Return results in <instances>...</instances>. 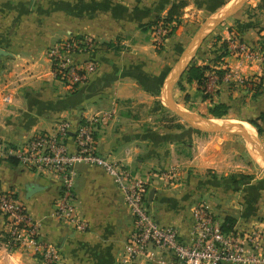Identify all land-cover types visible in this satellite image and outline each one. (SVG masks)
Instances as JSON below:
<instances>
[{"label": "crops", "instance_id": "obj_1", "mask_svg": "<svg viewBox=\"0 0 264 264\" xmlns=\"http://www.w3.org/2000/svg\"><path fill=\"white\" fill-rule=\"evenodd\" d=\"M203 1L207 6L214 3V9L200 25L195 16L202 14L197 4ZM237 1L220 8L222 0H0V49L5 53H0V142L15 149L36 133L51 131L62 119L79 127L86 114L115 108L116 119L98 135L100 154L122 162L135 176L174 168L180 173L177 184L167 185L160 178L149 184L148 206L160 224L175 227L189 242L192 208L205 203L229 232L255 228L264 219V177L238 155L237 139L197 130L178 113L195 120L220 119L211 111L223 104L231 118L226 121L250 126L254 131H240L258 135L264 148V121H259L261 133L249 123L264 115V60L243 63L229 52L217 67L235 73L232 83L237 88L223 83L215 88L213 100H205L197 83L185 76L194 64L215 65L223 44L229 47L235 38L264 51V0H247L221 23L208 25L233 10ZM180 2L186 3L178 18L181 24L157 48L149 25ZM219 11L224 13L214 17ZM78 36L96 39L100 71L87 86L70 91L54 79L47 50ZM250 82H262L263 92L255 95ZM170 114L187 125L163 122ZM244 146L253 166L259 165L255 143L246 140ZM250 174L255 178L241 180ZM1 188L17 195L39 225L43 241L61 251V264H123L135 221L124 193L102 168L77 167L76 209L87 224L84 232L55 216L62 190L58 180L9 157L1 162ZM8 230L6 217L0 215V264H40L33 247L10 251L3 245ZM172 262L153 250L134 264Z\"/></svg>", "mask_w": 264, "mask_h": 264}, {"label": "built area", "instance_id": "obj_2", "mask_svg": "<svg viewBox=\"0 0 264 264\" xmlns=\"http://www.w3.org/2000/svg\"><path fill=\"white\" fill-rule=\"evenodd\" d=\"M171 32V25L164 22L153 28L155 46L161 48ZM99 48L96 39L90 36L72 37L49 47L47 57L54 79L70 91L87 86L100 71L95 58ZM228 52H234L243 63L264 60V51L248 47L236 38L230 42ZM224 70L223 78L217 73L208 74L204 94L214 93L220 81L231 83L235 80L230 68ZM116 116L115 108L86 114L79 127L69 119H62L51 131L36 133L15 149H8L0 142V215L6 217L9 225L7 234L3 235V245L10 251L33 247L40 264H61L62 261L61 251L43 241L39 225L17 195L1 188V162L13 157L22 166L61 183L55 216L81 232L86 231L87 224L79 219L76 209L77 167L85 164L105 170L124 193L135 221L125 246L123 264H134L143 257H150L153 250L173 259L171 264H264V219L253 229L229 232L205 203H198L192 208L189 242L181 239L175 227L160 224L148 206L149 184L158 178L167 185L177 184L180 173L174 168L150 173L146 178L135 176L122 162L101 155L98 135Z\"/></svg>", "mask_w": 264, "mask_h": 264}, {"label": "trees", "instance_id": "obj_3", "mask_svg": "<svg viewBox=\"0 0 264 264\" xmlns=\"http://www.w3.org/2000/svg\"><path fill=\"white\" fill-rule=\"evenodd\" d=\"M186 3L184 2H180L178 4L173 5V7L171 8V10L169 11L165 23L167 25H170L173 21H179L178 18L181 15V10L183 8H185ZM160 18L149 25V27H153L156 26L158 23H160ZM228 42H225L223 44V53L221 55H219L218 57H216L215 59V65L211 66V65H207V66H198L196 64L192 65L189 70L186 72L187 74H185V76H187V81L188 82H196L199 89L204 92V84L206 82L207 76L209 73H217L221 76V78H223V74L226 72V70L224 69H220L218 68V64H220L221 62H223V58L226 57L229 52H228ZM220 85H222L223 83L220 81L219 83ZM249 85H253L252 87H250V89L252 91H254L255 95H258L260 93H262V87L263 84L262 82H250ZM237 88V84L236 83H232L231 82V89H235ZM216 93V92H214ZM214 93H208V94H204V98L205 100H213L214 97ZM211 115L215 118H224L225 116H228V107H226L223 104H217L214 106V109L211 111ZM259 121H264V115L261 116L259 119L257 120H251L249 121L250 124H252L254 127H256L259 131V133L262 132V127L261 124L259 123ZM226 230V228H224ZM229 231V230H226Z\"/></svg>", "mask_w": 264, "mask_h": 264}, {"label": "rangeland", "instance_id": "obj_4", "mask_svg": "<svg viewBox=\"0 0 264 264\" xmlns=\"http://www.w3.org/2000/svg\"><path fill=\"white\" fill-rule=\"evenodd\" d=\"M239 1L240 0H238L237 1V3H239ZM226 2H229V0H222V5L220 6V8H223L224 6H226V5H223V4H225ZM213 4L214 3H212V6H210V5H206V2H199L198 4H197V7L199 8V10L198 11H202L201 13L202 14H200V15H196L195 17L196 18H199L200 19V22H199V24L200 25H202L203 23H205L208 19H210L211 17H209L210 15V13L211 12H213L212 10L214 9L213 8ZM233 4H235V2H233L232 3V5ZM213 8V9H212ZM195 11V10H194ZM225 11V10H224ZM224 11H219L218 13H217V15H215L214 17H216V16H220L221 14H223L224 13ZM226 11H227V8H226ZM213 14V13H212ZM166 17H167V15H166ZM165 17H163V18H160V22H164L165 23V20H166V18L164 19ZM174 23H176V26H175V24ZM159 24V23H158ZM157 24V25H158ZM179 24H181V23H179V21H177V22H175V21H173L170 25H171V27H172V32H171V34H170V36L169 37H171L172 36V34H174V29H175V27H177V26H179ZM156 25V26H157ZM156 26H153V27H149L148 28V31H151V36H152V38H153V42H154V37H153V34H152V32H153V28H155ZM176 30V29H175ZM162 48V47H161ZM172 114H170L168 117H166V116H164V120H163V122H165V123H170V124H174V125H176V126H182V123L183 124H185V125H187L185 122H182L181 120H179L180 118L178 117V116H171ZM182 118V117H181ZM183 119V118H182ZM231 118L230 117H227V116H225L224 118H220V119H214L212 122H220V123H224V124H226L227 122H226V120H230ZM167 120H170V121H167ZM183 127V126H182ZM207 131H209V132H212V133H219V134H221V135H225V136H228V137H231V138H234V139H237L239 142H240V149H237L236 151L239 153L238 155H240L241 153H242V155H243V157H244V159H248V162H247V164L250 166V165H252V167L253 168H250L251 169V171H253V172H260V176H263L264 177V163L261 161V158H260V156H259V165L258 164H256L255 165V167L253 166V162L250 160V155H249V153H248V151L246 150V148H245V146L244 145H246V140L243 138V137H241V136H238V135H235V134H233V133H230V132H227V131H215V130H207ZM258 138H259V136L258 135H256ZM259 140H260V138H259ZM261 146H262V144H261ZM245 148V149H244ZM262 148V150H263V153H264V148L263 147H261ZM241 149H242V152H241ZM240 150V151H239ZM259 154V153H258ZM253 159V158H252ZM240 163H242V162H240ZM236 169H238V168H236ZM246 169V168H245ZM255 174H254V176L252 175V174H250L249 175V177H246V176H244V177H242V179H241V177H240V179L242 180V181H246L247 179L249 180L250 178H255Z\"/></svg>", "mask_w": 264, "mask_h": 264}, {"label": "water", "instance_id": "obj_5", "mask_svg": "<svg viewBox=\"0 0 264 264\" xmlns=\"http://www.w3.org/2000/svg\"><path fill=\"white\" fill-rule=\"evenodd\" d=\"M246 1L247 0H240L239 3H237V5L234 7L233 10H231L230 12H228L224 15H221L218 18L210 20L208 25H214L217 23H221L222 21L227 19L229 16H231L232 14H234L238 10H240L245 5ZM0 53H1V55L5 54L4 51H1V49H0ZM178 113H179L180 117H182L184 120H186L188 123H190L197 130L207 131L210 129V130H215V131H227V132L233 133L235 135L241 136L246 140L254 142L256 147H257V151L259 153L261 161L264 163V153H263V150L261 148V143L259 141V138L257 136L252 137L251 135L236 129L233 126H230V125H227L224 123L212 122L213 120H208V119H204V118H199L198 120H195L194 116H192L188 113H184V112H178ZM153 193H155L154 190L152 191V194Z\"/></svg>", "mask_w": 264, "mask_h": 264}, {"label": "bare ground", "instance_id": "obj_6", "mask_svg": "<svg viewBox=\"0 0 264 264\" xmlns=\"http://www.w3.org/2000/svg\"><path fill=\"white\" fill-rule=\"evenodd\" d=\"M232 5V4H231ZM230 5V6H231ZM234 5V4H233ZM229 6V5H228ZM229 6V7H230ZM232 8H234V6L232 7ZM229 10H230V8H229ZM227 122V124H230V125H233V126H236V127H238V129L240 130H243V131H247V132H250V131H254V130H251L250 129V126H248V125H246L245 123H241V122H230V121H226ZM251 142V141H250ZM248 146H249V149L251 150V152H252V154L255 156L256 154H255V150H254V147H253V145L251 144V143H248Z\"/></svg>", "mask_w": 264, "mask_h": 264}]
</instances>
